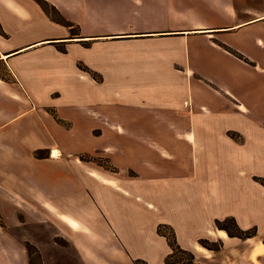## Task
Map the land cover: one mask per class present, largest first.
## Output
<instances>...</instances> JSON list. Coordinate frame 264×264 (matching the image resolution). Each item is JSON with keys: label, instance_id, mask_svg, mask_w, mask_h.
Here are the masks:
<instances>
[{"label": "crops", "instance_id": "0c3cea01", "mask_svg": "<svg viewBox=\"0 0 264 264\" xmlns=\"http://www.w3.org/2000/svg\"><path fill=\"white\" fill-rule=\"evenodd\" d=\"M45 1L79 34L0 0V264H165L160 224L195 264H264V0H133L134 26Z\"/></svg>", "mask_w": 264, "mask_h": 264}, {"label": "trees", "instance_id": "16d2710c", "mask_svg": "<svg viewBox=\"0 0 264 264\" xmlns=\"http://www.w3.org/2000/svg\"><path fill=\"white\" fill-rule=\"evenodd\" d=\"M41 9L57 24L69 27L71 32H74V29L77 31V34H79L78 27L70 22L64 19L58 10L47 3L45 0H34ZM1 31V28H0ZM231 53L238 55L236 52L232 51L231 49H228ZM63 51V50H62ZM80 69L85 70L86 72L90 73L93 78L100 81L101 78L97 76L94 72L90 71L88 68L83 67L81 64L78 65ZM35 156L37 158H45L46 156L42 153V151H37L35 153ZM81 160L83 161H90L91 159L87 156H81ZM264 185V180L260 181ZM0 225H3L1 219H0ZM215 226L226 232L227 236L230 238H238V239H248L252 238L256 235V229H250V230H241L235 219L232 217H228L223 221H215ZM157 233L164 237L171 248V253L165 258V264H195L194 263V254L190 250L183 249L180 247V245L177 243L176 235L173 230V228L166 224H160L157 227ZM59 244H62L61 240H57ZM200 245L208 250L211 251H219L222 247V242H212L209 240H200ZM26 248L28 252L29 257V264H43L41 261V256L38 251V249L33 246L30 243H26ZM134 264H147L143 260H135Z\"/></svg>", "mask_w": 264, "mask_h": 264}, {"label": "rangeland", "instance_id": "374dc122", "mask_svg": "<svg viewBox=\"0 0 264 264\" xmlns=\"http://www.w3.org/2000/svg\"><path fill=\"white\" fill-rule=\"evenodd\" d=\"M129 4L131 6L130 10L132 15L124 16L126 13H124L123 15L121 14V9H124L123 6L113 5L112 2L110 1H106L104 4H99L92 1V5L97 9H101L103 12L100 13L102 16H100V18L96 21V23L102 25L105 24L122 25L123 23H125L126 25H133V26L135 24L141 25L143 23L141 17L143 16L142 14L144 12V6L142 5V2L140 1L135 2L133 0H130ZM75 34H77V31L74 29V32H71V35H75Z\"/></svg>", "mask_w": 264, "mask_h": 264}, {"label": "bare ground", "instance_id": "6f19581e", "mask_svg": "<svg viewBox=\"0 0 264 264\" xmlns=\"http://www.w3.org/2000/svg\"><path fill=\"white\" fill-rule=\"evenodd\" d=\"M96 174V173H95ZM102 179V178H101ZM218 235L224 239L227 238V234L224 232V231H218ZM196 249L199 250V251H202L204 252L205 250L200 246V245H197L196 246Z\"/></svg>", "mask_w": 264, "mask_h": 264}]
</instances>
